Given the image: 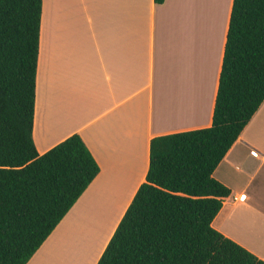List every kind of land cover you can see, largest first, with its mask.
Wrapping results in <instances>:
<instances>
[{
	"label": "crops",
	"instance_id": "obj_1",
	"mask_svg": "<svg viewBox=\"0 0 264 264\" xmlns=\"http://www.w3.org/2000/svg\"><path fill=\"white\" fill-rule=\"evenodd\" d=\"M233 1L43 0L34 141L79 133L100 172L27 264H98L152 138L212 124ZM214 177L231 193L213 227L264 260V101Z\"/></svg>",
	"mask_w": 264,
	"mask_h": 264
},
{
	"label": "trees",
	"instance_id": "obj_2",
	"mask_svg": "<svg viewBox=\"0 0 264 264\" xmlns=\"http://www.w3.org/2000/svg\"><path fill=\"white\" fill-rule=\"evenodd\" d=\"M42 11L0 0V264H27L100 172L79 133L37 150ZM263 101L264 0H234L212 124L152 138L146 180L98 264H264L212 225L231 193L214 171Z\"/></svg>",
	"mask_w": 264,
	"mask_h": 264
},
{
	"label": "built area",
	"instance_id": "obj_3",
	"mask_svg": "<svg viewBox=\"0 0 264 264\" xmlns=\"http://www.w3.org/2000/svg\"><path fill=\"white\" fill-rule=\"evenodd\" d=\"M246 196H247L246 194H241L239 199H245Z\"/></svg>",
	"mask_w": 264,
	"mask_h": 264
}]
</instances>
